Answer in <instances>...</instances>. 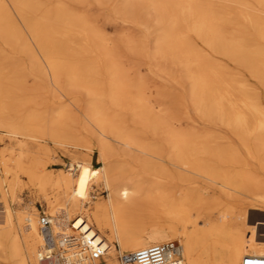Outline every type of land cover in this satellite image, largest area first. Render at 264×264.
I'll return each mask as SVG.
<instances>
[{
    "label": "bare ground",
    "instance_id": "bare-ground-1",
    "mask_svg": "<svg viewBox=\"0 0 264 264\" xmlns=\"http://www.w3.org/2000/svg\"><path fill=\"white\" fill-rule=\"evenodd\" d=\"M0 142V264L83 236L103 242L97 264L173 241L168 264L264 257V0H0ZM61 154L71 169L50 173ZM24 190L48 229L11 208Z\"/></svg>",
    "mask_w": 264,
    "mask_h": 264
},
{
    "label": "built area",
    "instance_id": "built-area-1",
    "mask_svg": "<svg viewBox=\"0 0 264 264\" xmlns=\"http://www.w3.org/2000/svg\"><path fill=\"white\" fill-rule=\"evenodd\" d=\"M41 226H50L48 217L41 218ZM106 252L103 242L93 237H67L60 241L59 251L39 258V264H97ZM181 247L177 242L154 244L120 257L121 264H168L179 261ZM242 264H264V257L246 256Z\"/></svg>",
    "mask_w": 264,
    "mask_h": 264
},
{
    "label": "rangeland",
    "instance_id": "rangeland-1",
    "mask_svg": "<svg viewBox=\"0 0 264 264\" xmlns=\"http://www.w3.org/2000/svg\"><path fill=\"white\" fill-rule=\"evenodd\" d=\"M97 14V17H98V21H99V25H100V27L102 28V29H104V30H107L108 32H110V34L111 35H113V34H116L117 32H120L124 27H125V25H124V23H121V22H112V24H109L110 22H108V21H106V18H105V16H102V15H100V13L98 12V13H96ZM102 23H107L106 25L105 24H102ZM109 25V26H108ZM9 53H10V51H9ZM11 54H13V53H10V55ZM24 60V61H23ZM22 62H27L26 64L24 63V64H22ZM135 62H137L139 65H141V71H142V73H143V76H145V79H147L146 81L147 82H149V84L150 85H152V86H154V85H160L162 82H161V80L160 79H158V78H156L155 76H153L152 74H150L149 72H147L148 70H147V68H146V66L144 65V62L141 60V61H137V60H135ZM21 64L23 65V66H27L28 67V65H29V58L28 57H25V56H23L22 57V61H21ZM28 68H30V66L28 67ZM30 81L31 82H29V85L31 86L33 83L32 82H34L31 78H30ZM183 83V86H185V88H187L188 89V86H187V83L185 82V81H183L182 82ZM174 86V88L176 89V90H178V91H180V88H178V86L177 85H173ZM177 87V88H176ZM48 90V91H47ZM34 94V93H33ZM41 94H42V96L43 97H47L48 99L49 98H51V99H49V101H51V103L50 104H46L45 106H47L48 107V110H50V111H52V109H54L55 107H58L59 105H60V103L53 97V95L51 94V90H50V88H49V86H48V83H46V91L44 92V93H40V95L39 96H41ZM51 94V95H50ZM41 96V97H42ZM40 97V98H41ZM56 106H55V105ZM50 105H53V106H50ZM50 107V108H49ZM52 107H54V108H52ZM206 123L207 122H201V128L203 129V130H206V131H211V130H214L213 132H215L216 134L217 133H219V134H217V135H219V136H221V137H225V138H229V139H234L233 138V135H232V133H231V131H229L228 129H226V128H224V127H221V126H212L211 124H209V123H207V125H206ZM212 126V127H210V126ZM207 126H209V127H207ZM218 127V128H217ZM209 128V129H208ZM212 128H215V129H212ZM186 130H187V128H186ZM217 132H216V131ZM218 130L220 131V132H218ZM229 131V132H228ZM225 133V134H224ZM228 133V134H227ZM221 134V135H220ZM222 134H224V135H222ZM1 143V145H0V148L2 149V148H4L5 147V143L4 142H0ZM4 143V144H3ZM4 146V147H3ZM71 161V162H70ZM56 163H57V165H56ZM56 163L54 164V166H52V167H50L49 168V172L50 173H53V172H59V171H69L70 169H71V165H72V160L67 156V155H63V154H61L60 155V157L57 159V161H56ZM63 165V166H62ZM70 166V167H69ZM91 167L93 168V169H99L100 170V168L102 167V164L99 162V160H98V158L97 157H95L92 161H91ZM201 184H203L201 187L202 188H204V189H206L207 187H208V185H206L205 183H201ZM206 187V188H205ZM24 192V193H23ZM22 192V194H20L19 192H17V196H16V200H14V202H11L12 203V205H11V208L13 209V211L16 213V212H19V211H21L22 209H24L25 211L27 210V208L28 207H34L35 208V212L39 215L38 217H39V219H41L42 217H48V214H47V212H48V208L47 207H45L46 205H45V203L43 204V201L44 200H42L41 201V199H43V198H41V197H39V196H35V195H32V194H30L29 192H28V190H24ZM29 194V195H28ZM30 196V197H29ZM33 196L35 197V198H33ZM107 196H108V193L105 191V190H100V191H96V192H93V195H92V201L93 202H98V201H100V200H104V199H106L107 198ZM37 198V199H36ZM39 198V199H38ZM34 199H35V202H34ZM94 199V200H93ZM41 201V202H40ZM6 202H9V200L7 199L6 200ZM45 202V201H44ZM4 203V202H3ZM10 203V202H9ZM237 203V204H236ZM41 204H43V206L41 205ZM235 205L238 207V206H240V205H244L242 202H235ZM2 208V200L0 199V211L2 210L1 209ZM20 209V210H19ZM45 211V212H44ZM253 213H256V212H253ZM141 216H142V218L144 219V220H146V221H148L149 220V212L148 211H146V210H144L143 209V211L141 212ZM161 219V220H160ZM159 220L161 221V222H164V221H166L167 223H169V220L167 219L166 220V218L164 219V218H160ZM263 220H264V217L262 218ZM163 220V221H162ZM0 222H2V220H1V218H0ZM42 227V226H41ZM48 229V228H47ZM261 231H263L264 232V227L263 228H261ZM72 235H74V233L73 234H71V235H69V236H72ZM173 242H178V241H173Z\"/></svg>",
    "mask_w": 264,
    "mask_h": 264
}]
</instances>
